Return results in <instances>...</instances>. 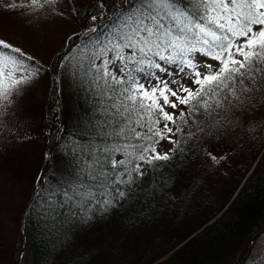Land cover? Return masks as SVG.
I'll return each instance as SVG.
<instances>
[{
    "label": "snow or ice",
    "instance_id": "6c2138e0",
    "mask_svg": "<svg viewBox=\"0 0 264 264\" xmlns=\"http://www.w3.org/2000/svg\"><path fill=\"white\" fill-rule=\"evenodd\" d=\"M113 4L118 10L111 32L103 41L96 36V43L85 45L65 68L93 103L80 117L88 142L68 149L74 166L67 186L48 190L46 197L34 189L45 205L43 217L53 226L87 224L125 205L151 207L162 192H170L166 170L181 158L190 159L195 142L208 129L222 136L231 125L250 139L264 137V0ZM68 5L70 14L78 15L75 0ZM97 5L103 18L106 5L103 0ZM21 6L69 14L59 0L5 5ZM91 20L87 30L95 34L97 16ZM44 71L35 57L0 40V123L17 114L19 101ZM55 91H61L58 80ZM59 105V99L52 104L55 118ZM207 155L213 164L226 159ZM38 179L43 188V178ZM249 260L264 264L259 255L246 254L244 264Z\"/></svg>",
    "mask_w": 264,
    "mask_h": 264
},
{
    "label": "trees",
    "instance_id": "16d2710c",
    "mask_svg": "<svg viewBox=\"0 0 264 264\" xmlns=\"http://www.w3.org/2000/svg\"><path fill=\"white\" fill-rule=\"evenodd\" d=\"M11 2L0 0V40L33 56L8 37V25L14 26L10 15L26 13L23 40L48 29L29 7L6 8ZM91 2L86 7L82 3V9L77 5L76 23L61 47L65 57H35L46 71L21 98L17 114L0 123V264H244L252 239L264 234V137L250 139L231 125L223 128L222 136L214 129L201 134L190 159L181 158L166 170L170 192H162L151 207L125 205L93 222L71 221L63 227L43 217L45 205L34 189L46 197L48 190L67 186L74 166L68 149L88 142L80 117L93 101L74 79L65 82V68L85 45L96 43V36L105 39L118 10L107 0L109 8L95 21L98 32L93 34L87 30L93 25L91 16L101 9ZM27 28L34 29L29 31L32 38ZM57 99L59 118L50 112ZM25 135L29 138L21 139ZM209 152L226 159L213 164Z\"/></svg>",
    "mask_w": 264,
    "mask_h": 264
},
{
    "label": "rangeland",
    "instance_id": "374dc122",
    "mask_svg": "<svg viewBox=\"0 0 264 264\" xmlns=\"http://www.w3.org/2000/svg\"><path fill=\"white\" fill-rule=\"evenodd\" d=\"M91 1L97 2V0H75V2L79 3L77 5H79L81 9L83 8V6H81L82 3H84V7H86L92 3ZM103 2L104 4H106L107 0H103ZM59 4L63 11L69 13L68 15L59 16L55 12H48L47 10L34 11L30 7L27 9L30 14H35L38 16V18L41 21V24L44 26V29H48L46 33L43 32L37 33V37L34 38L33 36L30 35L31 33H29L30 30H34V29L27 28L28 29L27 34L30 38L33 37L32 39H28L26 37V39L23 40V38H21L24 37L22 31H25L26 28L25 26L26 24H24V21H29L26 17V13L25 12L19 13L13 11L14 16L10 15V17L14 19V26L11 24L8 25V29H12L11 32L8 33V37H10L12 42L16 44L22 45L24 47H28V49H30L29 51H31L29 53L36 58H40V59H45L47 57L52 58L57 53L58 54L63 53V58H64L67 51L62 50L61 47L67 35L71 32V29L74 28L77 19H75L74 16L70 14L71 11L70 6L68 4H65V0H59ZM117 4H119V1H117ZM122 6L123 5H120V7ZM106 8L108 9L109 7H107L106 5ZM95 15L98 17L97 19L98 22H100L99 16H101V12H97ZM48 19L51 21H47ZM35 29L37 30V28ZM37 32H39V30H37ZM63 58L61 57V59ZM197 59L203 62L205 58L198 55ZM208 62L215 64V62L213 61H208ZM201 70L207 71V69L203 67H201ZM70 81H71V77L69 76L67 80H65V82L67 84H70ZM51 109L52 110H50V112L51 111L54 112V109L52 107ZM252 243H253L252 248L250 249L251 254L262 256L264 254V234L260 235L257 238L254 237V239H252ZM253 249H255L254 252ZM248 262H251V260H249Z\"/></svg>",
    "mask_w": 264,
    "mask_h": 264
}]
</instances>
